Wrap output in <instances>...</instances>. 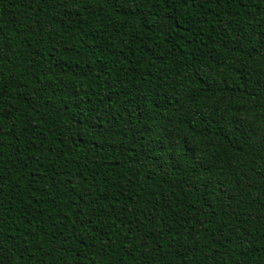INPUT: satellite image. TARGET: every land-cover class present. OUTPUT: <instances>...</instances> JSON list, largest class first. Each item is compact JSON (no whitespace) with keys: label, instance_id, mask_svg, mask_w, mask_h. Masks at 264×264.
Masks as SVG:
<instances>
[{"label":"trees","instance_id":"1","mask_svg":"<svg viewBox=\"0 0 264 264\" xmlns=\"http://www.w3.org/2000/svg\"><path fill=\"white\" fill-rule=\"evenodd\" d=\"M0 264H264V0H0Z\"/></svg>","mask_w":264,"mask_h":264}]
</instances>
